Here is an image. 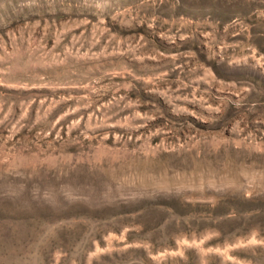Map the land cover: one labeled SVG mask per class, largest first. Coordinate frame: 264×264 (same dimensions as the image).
Segmentation results:
<instances>
[{
  "label": "rangeland",
  "instance_id": "rangeland-1",
  "mask_svg": "<svg viewBox=\"0 0 264 264\" xmlns=\"http://www.w3.org/2000/svg\"><path fill=\"white\" fill-rule=\"evenodd\" d=\"M0 264H264V0H0Z\"/></svg>",
  "mask_w": 264,
  "mask_h": 264
}]
</instances>
